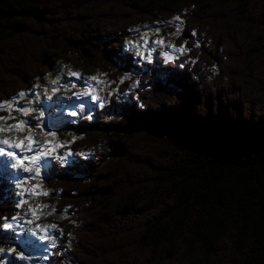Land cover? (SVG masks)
<instances>
[{"label":"trees","instance_id":"16d2710c","mask_svg":"<svg viewBox=\"0 0 264 264\" xmlns=\"http://www.w3.org/2000/svg\"><path fill=\"white\" fill-rule=\"evenodd\" d=\"M178 13L215 54L212 77L185 70L164 81L125 53L129 29ZM193 13L205 30L188 24ZM58 65L127 74L125 86L140 87L109 121L68 127L81 170L50 175L59 207L84 212L61 225L69 262L264 264V0H0V102ZM8 176L0 252L15 242L4 218L19 209Z\"/></svg>","mask_w":264,"mask_h":264},{"label":"rangeland","instance_id":"374dc122","mask_svg":"<svg viewBox=\"0 0 264 264\" xmlns=\"http://www.w3.org/2000/svg\"><path fill=\"white\" fill-rule=\"evenodd\" d=\"M203 23H204V20L200 17H197L195 13L191 14L190 17L188 18L189 25L197 24L204 29ZM185 25H186V16L184 14H177L173 17V19L168 24L154 25V26H140L142 27L140 29H135L134 27L132 29H135V30L131 29L132 33L128 34V36L125 37L129 41L132 40L131 46H136L135 50L129 48V51H131L135 57L143 58L145 56V58L142 61H145L147 59L149 62L151 60L152 61L157 60L155 59L156 56H163L164 57L163 63H166L167 61H172V60L176 61L183 55V52L176 46L173 48L172 45L174 44L173 42H175L176 39H178L181 36L184 37L185 40H188V38L183 34V29ZM157 41H163V43H157ZM143 44L144 46H146V49H147L146 51H145V48L142 47ZM148 49L150 50L148 51ZM166 53L170 55L172 59L166 58V55H165ZM209 53H210V56H208L206 53L202 54V59L205 61H212L213 60L212 57H216L214 56L215 54L212 51H209ZM71 60H73V64H78L75 58H71ZM151 67L153 66H150V68ZM74 71H76L74 67L64 68L63 66L58 65L56 67V75L53 78H48V85L46 86V88L44 87V85H41V88L40 87L36 88L35 90L36 102L37 103L48 102L52 105L53 109L58 110L59 105L62 103L61 99L64 97L63 91L67 87V84H65L66 79H71L72 78L71 73ZM83 73L85 77L84 80L87 81V84L85 83L83 84L84 86H88L89 90H86L83 93H80L81 91L80 90L73 97H69V95H67L68 101L73 102V107L72 109H70L71 117H75L78 119L88 118L89 116H93L95 114V111H98L99 107L101 106L107 107V105L111 103V100H110L111 95L126 96V93L122 91V87H121L122 80L121 79H119V85H120L121 90L117 91L113 89V87L118 86V84L113 85V82H111L110 79L106 80L104 79L105 77L104 78L98 77L96 79H90L88 75L86 74V72H83ZM81 79L82 78H80V80ZM75 83L79 84V82L77 81H75ZM201 84H204V81H201ZM75 90H76V87L74 89L71 87L70 90L68 91L76 92ZM29 91H31V89H29ZM50 92H55L56 94H58V97L56 100L51 99V96L49 95ZM93 96L98 97V99L93 100L92 99ZM23 98H27V97L18 96L8 101V103L12 104L14 108H22L23 107L22 103L18 104V101H20ZM66 108H68V106ZM0 111L4 113L5 115L4 117H8L9 115H11L14 118V119H8L6 121H0V127H3L5 129L10 124H15L21 119L24 120L23 118L24 115H22L19 112L11 111L10 113L7 108L0 110ZM31 111L32 109L30 108L28 113H30ZM73 113H75V115H73ZM51 121L53 120L48 119V122H51ZM59 121L69 122L70 119L61 118L59 116ZM33 123H34L33 128L27 126V127H24L21 131L29 130L30 134H33L35 142H36V144H34L33 151L37 155V151L43 148V151H44L43 158L38 159L36 162H29L25 164L27 167L31 169V171H24L22 167L21 168L13 167V173L15 174V180L17 181L16 187L19 189L20 199L23 202H33L32 209L35 212V217H33L34 216L33 213H30L27 215L26 219H29L31 222H33V221H37L40 219L45 220L44 218L45 214L50 216V218L46 220V222L41 223L40 225H36L34 224V222L32 224L27 225V227L30 228V231L28 232H32L33 229H36L35 235L37 237V235L41 232L43 228L50 226V221L57 222L58 219H60L59 213L57 211H53L54 210L53 206L49 202L50 200L49 199L50 197H48L49 188L45 184L46 182L45 180L47 177L46 167L49 165L52 157H54L56 154H58V156H56L54 160L59 159V158H65L67 156V153H65V150L63 149V146L58 141L57 137L55 139L53 138V136L47 137L46 132L49 128H47V130H45L44 132H41L40 130H34V128H39L40 122L38 121V122H33ZM18 131L20 130L17 129L11 132L0 131V140H5V138L8 137L10 141H13V143L15 144L17 140L23 138V136L21 135L26 134L28 132L26 131L24 133V132H18ZM17 132L20 133L21 135L18 134ZM25 143L26 145H28L27 142ZM49 145L54 146V147H50ZM0 146L7 147L6 145H3V144H0ZM59 150H60V153H59ZM11 158L12 157H9L5 152L0 154V166H5L3 161L11 160ZM101 159L107 162L108 157L107 155H105L104 157L101 156ZM37 169H39V175L36 174ZM24 174L29 175V176H25ZM21 179H26L30 181L31 182L30 185L32 186H38L36 188L37 190H36L35 195L30 194V189L28 187L26 188V185L23 183V180ZM49 186L56 188V185L53 182H50ZM21 193H23V195ZM37 193H47V195H44V194L38 195ZM42 205H47L48 207H40ZM25 211H28V209H24L22 213ZM73 211L75 212L74 216L77 219L84 215V212L80 211V209H74ZM25 220H24V223L27 224L29 221L28 220L25 221ZM12 224H13V227L11 229L19 233L20 235L22 234L23 230L26 227V226L21 225L20 220H14ZM54 232H55V229L52 228V231L50 233V236L47 242H45L42 245L39 244L38 240L36 239L34 243L31 244V247H34L35 249H28L26 253L37 252L35 255L36 256L40 255L41 260L46 259L48 260V262H53V258L51 257V259H48L47 256H51L50 254L51 251L49 250L53 246L51 237H53ZM63 243L59 241L58 248L55 250L52 249V251L57 253L60 250ZM19 254H22V251L19 252ZM3 256L5 260L1 262V264H37V260H29V259L17 260L14 257L15 254L4 253ZM26 257L28 258V256ZM29 257H32V256L30 255ZM77 259L80 261L79 258Z\"/></svg>","mask_w":264,"mask_h":264},{"label":"snow or ice","instance_id":"6c2138e0","mask_svg":"<svg viewBox=\"0 0 264 264\" xmlns=\"http://www.w3.org/2000/svg\"><path fill=\"white\" fill-rule=\"evenodd\" d=\"M157 43H163V41H157ZM166 55V58L168 59H172V57L170 55H168L167 53L165 54ZM150 58V56H149ZM72 75L74 76H79L78 73H71ZM91 79H96L95 77H92ZM19 96L21 97H24L25 96V93L21 92L19 93ZM93 100H96L98 99V97L96 96H93L92 97ZM7 108L9 110V112L11 113V111H16V112H19L21 113L22 115H27L28 112H29V109L27 108H14L12 104H9L8 102H0V110H3ZM73 115H75V113H73ZM41 116H43V113H41ZM8 119H14L11 115H9L8 117H0V121H6ZM39 119V118H38ZM28 124H27V121L21 119L20 121H18L17 123L15 124H10L8 125V127L5 129L3 127H0V131H13V130H22L24 127H27ZM48 135H52L54 136L55 133H47ZM24 140H27L28 141V145H27V150L28 151H33L34 150V144L36 143L35 142V139L34 137L29 134V136L25 137ZM24 140H20L19 142L15 143V144H12L9 140H0V144H3V145H7V146H10V147H15V148H21V146L23 145L24 143ZM50 147H54V146H51L49 145ZM5 152V148L4 147H0V154L4 153ZM7 155L9 157H15L16 154L14 152H7ZM43 155H44V151H43V148L39 151H37V155L36 156H32V157H28V156H24L22 158L20 157H17L16 158V162L13 164V167H16V168H23L24 171H31V169L29 167H27L25 165V161H29V162H36L38 159H42L43 158ZM36 174L39 175V169L36 170ZM38 187V186H37ZM23 195V193H21ZM38 195L39 194H44V195H47V193H37ZM24 202L22 201L21 202V205H18V206H22ZM40 207H48L47 205H42ZM55 211V210H53ZM4 219H8V218H4ZM18 217H12L11 220H17ZM3 227L5 229H11L13 227V224L12 223H8V222H5L3 223ZM53 228H55L56 226L53 225L52 226ZM53 240L56 239V237H51ZM41 239H44V237H41ZM20 259H27V257H25L23 254L20 255Z\"/></svg>","mask_w":264,"mask_h":264},{"label":"bare ground","instance_id":"6f19581e","mask_svg":"<svg viewBox=\"0 0 264 264\" xmlns=\"http://www.w3.org/2000/svg\"><path fill=\"white\" fill-rule=\"evenodd\" d=\"M62 204V203H61ZM61 207V206H60Z\"/></svg>","mask_w":264,"mask_h":264}]
</instances>
